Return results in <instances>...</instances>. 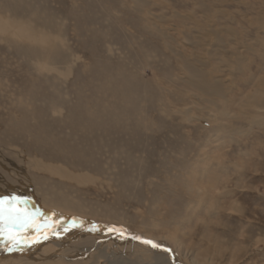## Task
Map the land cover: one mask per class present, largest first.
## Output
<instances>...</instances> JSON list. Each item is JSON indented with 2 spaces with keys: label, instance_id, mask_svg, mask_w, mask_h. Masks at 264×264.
<instances>
[{
  "label": "rangeland",
  "instance_id": "rangeland-1",
  "mask_svg": "<svg viewBox=\"0 0 264 264\" xmlns=\"http://www.w3.org/2000/svg\"><path fill=\"white\" fill-rule=\"evenodd\" d=\"M0 200V264H264V0H0Z\"/></svg>",
  "mask_w": 264,
  "mask_h": 264
},
{
  "label": "bare ground",
  "instance_id": "bare-ground-1",
  "mask_svg": "<svg viewBox=\"0 0 264 264\" xmlns=\"http://www.w3.org/2000/svg\"><path fill=\"white\" fill-rule=\"evenodd\" d=\"M17 204V203H16ZM14 205V207L12 206V203H9V202H7V201H5L4 200V204H3V209H4V214H5V216H7V214H8V211H9V209H11V211L14 213V214H18L22 219H27L28 221H29V223H31V222H34V223H36V224H39V223H41L42 221H43V218L45 217V214L46 213H44L42 210H40V209H38L37 208V210H34V209H31L30 207H28V206H30V205H25V204H22V205ZM29 204V203H28ZM59 215H61L60 217H64V218H68V217H71V216H67V215H64V214H62V213H60ZM71 218H73V219H76L78 222H79V220H78V218L79 217H77V216H72ZM80 219H82L83 221H87V222H92V221H90V220H88V219H83V218H80ZM81 220V221H82ZM76 221V222H77ZM81 221L79 222V224L81 223ZM78 225V224H77ZM95 225H96V223H95ZM104 229H106L107 231H108V228L109 229H115V230H121V231H127L128 233H129V235H131V236H134L135 238H138V239H142V240H144V241H146V242H148V241H152V242H155L156 240H152V239H150V238H147V237H145V236H143L142 234H139L138 232H132V231H129V230H126L125 228L123 229V228H118V227H111L110 225L108 226V225H105V224H100ZM82 226V225H81ZM83 226H84V224H83ZM97 227H98V225H96ZM89 227V226H88ZM94 228V227H93ZM96 228V227H95ZM97 229V228H96ZM100 229H101V227H100ZM103 230V229H102ZM101 230V231H102ZM104 231V230H103ZM118 233V232H117ZM159 241V240H158ZM148 243H150V242H148ZM160 243V242H159ZM163 244V243H162ZM165 244V243H164ZM163 244V245H164ZM167 244V243H166ZM160 245V244H159ZM162 245V246H163ZM168 245V244H167ZM153 247V246H152ZM166 248V247H165ZM172 250V249H171ZM166 251V250H165ZM173 251V250H172ZM174 252V251H173ZM170 253V252H169ZM168 253V254H169ZM168 256V255H167ZM178 256V255H177ZM179 257V256H178ZM186 264V263H185Z\"/></svg>",
  "mask_w": 264,
  "mask_h": 264
},
{
  "label": "snow or ice",
  "instance_id": "snow-or-ice-1",
  "mask_svg": "<svg viewBox=\"0 0 264 264\" xmlns=\"http://www.w3.org/2000/svg\"><path fill=\"white\" fill-rule=\"evenodd\" d=\"M4 200H0V234H6L9 241L16 243V235L12 231L14 228L19 226L23 228L25 226L30 227L31 224L27 219H22L18 214H14L11 209H9L7 216L4 214L3 209Z\"/></svg>",
  "mask_w": 264,
  "mask_h": 264
},
{
  "label": "water",
  "instance_id": "water-1",
  "mask_svg": "<svg viewBox=\"0 0 264 264\" xmlns=\"http://www.w3.org/2000/svg\"><path fill=\"white\" fill-rule=\"evenodd\" d=\"M79 220H82V219H80V218H78ZM108 230H110V231H115V232H119V233H125V234H127L128 232L127 231H121V230H115V229H109L108 228ZM148 242H150V243H152V244H156V242H152V241H148Z\"/></svg>",
  "mask_w": 264,
  "mask_h": 264
}]
</instances>
